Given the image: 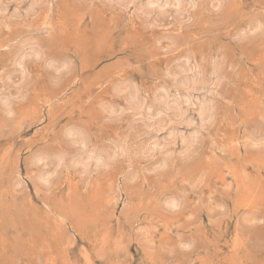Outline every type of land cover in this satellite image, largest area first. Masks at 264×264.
Segmentation results:
<instances>
[{
	"label": "rangeland",
	"instance_id": "1",
	"mask_svg": "<svg viewBox=\"0 0 264 264\" xmlns=\"http://www.w3.org/2000/svg\"><path fill=\"white\" fill-rule=\"evenodd\" d=\"M30 1L0 0V264H264V0H190L180 17ZM31 43L43 54L18 66ZM180 67L205 79L179 126L199 135L151 151L172 120L147 129L128 95L174 99ZM83 137L115 160L83 173Z\"/></svg>",
	"mask_w": 264,
	"mask_h": 264
},
{
	"label": "bare ground",
	"instance_id": "2",
	"mask_svg": "<svg viewBox=\"0 0 264 264\" xmlns=\"http://www.w3.org/2000/svg\"><path fill=\"white\" fill-rule=\"evenodd\" d=\"M115 1L121 5H128V4H132L135 2V0H115ZM189 1L190 0H145L144 2L140 3L139 9L145 15H148V16L152 15V14H154V15L156 14L158 17H163L167 13L172 11L177 16L180 17L186 12V9L188 7L187 5H189ZM37 6H38L37 0H31L29 2V6L25 10V12L28 14L32 13L36 10ZM0 8H1L0 11L2 13L6 10L5 9L6 6H4V4H2ZM19 13H20V5H18L17 8L15 9L14 15L17 16ZM28 47H27L28 49H26V47H25L20 52V54L17 58V60H19L18 66H19V64H20V66L23 65V63H24L23 61H24L25 57L26 58L30 57L29 55H28V57L26 56L27 55L26 51H28L29 49H30V51H32L29 54H31V56L34 58L40 57L43 54L40 47H34L33 44H32V46L28 45ZM51 63H53V62L51 61ZM54 63H55V61H54ZM61 64H63V63H61ZM21 71H22V68H21ZM179 71H180L179 73L176 72L177 74L174 76L175 78L173 77L174 78V87L176 89V96L174 99H169L168 96L160 95V96L156 97L154 104H148L147 106H145L144 100L139 98V96L137 95L136 92H130L128 95L130 102H131V107L133 109H135L136 111H139V114H141V115H138V116L143 117L142 121L145 124L144 126H146L147 129L153 130L156 132L163 131L168 124L167 119L164 118L163 115L168 116L170 118V120H172V122H170L171 128L168 130L167 135L161 139L159 137H155L153 139L151 151L153 149L158 148V147L160 148V146H162L163 148L169 147L171 144H175L177 141H179L183 144L184 152L191 151L190 149L193 147V143L197 139V135H199V133H198L199 130L197 131V128H195L193 130V132L190 133V135H186V133H184L179 128V126L183 122H186L188 125H190L193 122V118L187 116L188 111L186 110V108L184 109L182 104L185 103V104L193 105V104H195V102H194L195 99H200L199 97H196L197 94H194V92H196V89H197L199 83H201V85L206 84L204 81L205 79L202 80V82H201V80L196 81L194 78H190L189 76H185L186 74L183 75L184 73H186L185 67H180ZM217 72H218V75H217L218 78H221L222 75H220L219 71H217ZM7 80H9V79H7ZM197 80H198V78H197ZM204 87H206V86H204ZM204 87H202V89ZM1 97H0V101H2V103H1L2 106H4V108L7 111H11V102H10L9 97H3V98H1ZM207 101L204 102V100H203V101L198 102V104L200 103L199 104L200 108H198V116L200 117L199 120H201V122L200 121L199 122L202 123V125H204V124L206 125V122L208 120H210V118L212 116V109L215 108L214 106H212L213 103L211 104V102L208 103ZM155 104H157V105H155ZM168 114H171L172 117H170ZM200 123H199V125H200ZM208 123H209V121H208ZM76 132L79 134H82V132H80L78 130L77 131L70 130L69 131L70 138L74 135L76 136V134H74ZM71 141H72V139H71ZM76 142H78V141H76ZM78 144L81 146V148H79L80 150H78L76 152V154L74 156H72L70 163L72 165H75L76 167H79V169H81V171L83 173H88L91 170V167H95V169H101V168L107 167L116 158V153H117L116 150L115 151L113 150V152H109V151L107 152V151H103V150L100 151L98 149L96 150L95 148H89L88 142L85 139V137H83V140L79 141ZM148 147H149V144H148ZM121 150H122V152L125 151L124 148H122ZM149 151L150 150H148V152ZM45 157H46L45 154L41 155V156H39L38 160L40 161ZM167 158H168V156L164 158L165 162H166ZM58 159H60V161H62L63 157L59 156ZM42 161L41 162L44 163V160H42ZM46 169H48V168L46 167ZM40 175L41 176H39V178H40V181H42V183H49L51 181V178H50V177H52L51 173L49 174L48 172H44ZM173 203H175V202H173Z\"/></svg>",
	"mask_w": 264,
	"mask_h": 264
}]
</instances>
